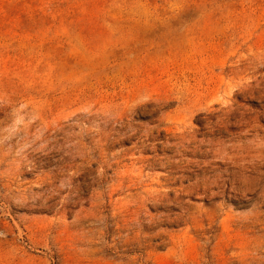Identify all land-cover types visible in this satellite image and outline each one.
Here are the masks:
<instances>
[{"label": "rangeland", "instance_id": "obj_1", "mask_svg": "<svg viewBox=\"0 0 264 264\" xmlns=\"http://www.w3.org/2000/svg\"><path fill=\"white\" fill-rule=\"evenodd\" d=\"M0 264H264V0H0Z\"/></svg>", "mask_w": 264, "mask_h": 264}]
</instances>
